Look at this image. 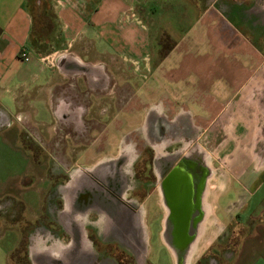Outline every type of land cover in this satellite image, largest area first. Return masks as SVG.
Returning <instances> with one entry per match:
<instances>
[{
    "label": "crops",
    "instance_id": "1",
    "mask_svg": "<svg viewBox=\"0 0 264 264\" xmlns=\"http://www.w3.org/2000/svg\"><path fill=\"white\" fill-rule=\"evenodd\" d=\"M224 2L226 6L216 5V10L226 11L221 15L237 27L241 19L234 17V9L227 8L228 3L247 7L242 8V13L246 12L242 20L254 23L261 16L264 18V0ZM212 8L213 0H0V113L4 115L0 123L17 125V136L28 140L32 128L36 130L39 123L33 117L37 101L49 104L59 125L67 128L69 123L75 127L82 118L89 123L90 131V122L100 119L101 108L106 106L108 111L113 109L108 126L120 128L118 123L132 122V113L125 109L121 114L116 112V86L121 83L118 76L127 73L123 63L131 67L128 60H136L137 64L143 61L146 73L152 72L151 76L156 78L160 75L171 88L163 86L170 90L172 86L179 89L178 98L164 95V89L156 100L148 97L146 107L152 110L146 117H168L172 122L187 117L195 125L199 141L207 140L209 132L212 134L211 143L203 142L210 153L212 170L205 194V217L186 245L179 248L162 232L152 228L149 232L144 214L143 230L136 235L142 250L134 245L119 246L122 241L118 235L112 238L116 249L112 258L116 264H150L153 249L165 253L168 264H264V60L247 70L245 59L249 56L238 50L240 67L236 64L230 68L224 43L212 33ZM135 10L146 18L147 27L134 21L129 23L139 26L146 39L143 54L129 56L119 53L118 45L133 41L130 28L120 24L119 19ZM175 27L186 30L182 37L173 30L178 36L167 39L172 48L163 56L164 32L169 29L171 33L170 29ZM241 27L246 43L262 49L264 24L249 31L244 24ZM194 31L197 33L193 36ZM24 50L31 57L28 61L20 55ZM202 54L208 55V60H202ZM184 78H189L191 84L184 82ZM146 84L143 86L147 87ZM67 91L76 100L73 105L67 104ZM3 99L11 100V107L16 110H11ZM78 108L86 111L78 112ZM201 117L210 119L204 121ZM200 125L203 131H199ZM57 132L52 126L45 139L56 138ZM112 138L116 145L117 133ZM213 210L218 212L216 216ZM154 234L156 248L150 244ZM75 235L72 233L73 241L61 249L59 256L50 251L49 257L61 258L62 264H89L85 258L90 252L92 263L103 260L94 247H87V251L84 239L78 242ZM71 250H77V255L64 261Z\"/></svg>",
    "mask_w": 264,
    "mask_h": 264
},
{
    "label": "rangeland",
    "instance_id": "2",
    "mask_svg": "<svg viewBox=\"0 0 264 264\" xmlns=\"http://www.w3.org/2000/svg\"><path fill=\"white\" fill-rule=\"evenodd\" d=\"M224 3V0H218V2L213 0V8L211 10L213 15V21L211 23L213 36L217 39L219 38L220 42L224 43L223 46L222 44L221 46L226 52L228 51L226 54L230 58L228 62L230 68H234L236 64L240 67L236 53L240 50L242 52L244 51L246 55L250 57L245 59V68L248 70L257 66L264 60V46L262 49H258L259 47L252 43L247 44L246 42L248 41L243 37L244 34L241 31V29L244 30V28L239 27L244 24L249 31L253 26L263 25L264 18L261 16L262 18L260 17L254 23L242 20V10H247V7L243 8L244 6L242 5L235 7L236 2L232 4L228 3L227 8L234 9V17L236 18L238 16L241 19L240 26L237 27L230 19L221 15V12L224 14L226 11L218 12L216 10L218 9L216 5L218 7L219 5L224 7L226 6ZM135 13L137 17L142 20L141 24L147 27L148 21L145 17L141 16L142 13L138 10H135ZM243 15H246V12ZM123 19H125V16L119 19V23H123L122 25L130 28L129 37L132 38L133 41L131 44L121 43L118 45L119 53L121 52L129 56L143 54V42L144 39H146V34L139 26L133 24L137 22L136 20L131 18L130 20L134 22L129 23V20ZM170 30L173 34L172 32H168L169 29H166L164 32V37L166 39L164 41L166 43L164 49L161 50L163 56L172 48V44L169 46L170 42L167 39L178 36L174 34L173 30L179 31L182 37V32H184L186 28L175 27ZM196 33L197 31H194L193 36ZM138 39L140 40L139 43ZM242 41L245 42L242 44ZM252 53L254 58H252ZM207 57L208 55L202 54L201 59L208 60ZM135 61L132 62L128 60L126 63L128 65L131 64V67L134 69L137 68V70H133L130 66V68L126 67L123 63L127 73L118 76V80L120 78L121 80L119 82L121 83L116 86V93L118 95L116 112L117 114H121V110H127L128 114L132 113L133 117L132 122L118 123L120 128L116 125L112 127L108 126L110 120L113 119V109L108 111L106 106V108H101L100 119H95L90 122L92 129L89 133L86 136L82 135L83 137L79 136V133L74 129V125L68 128L62 123L59 125L60 121L56 119L50 105H45L40 101L34 104L36 113L33 120L39 124H44L41 126L36 124V130L32 128L31 132H29L32 137L28 138V140H24L23 137L17 136V125H0V264H38L36 262H38L45 253L50 255L51 252H54L58 253L57 255L59 256L61 249L65 248L68 243L70 245L73 241V236L70 235L67 226L69 220L75 221L78 217L77 213H72L71 206L73 203L72 201H75V194L78 189L75 186L76 184L72 183V178H75L79 165L88 163L89 159L97 154H108L112 150L114 153L119 150L124 152L132 147L131 145L141 146L142 144H147V139L145 137V133L147 132L145 118L148 112L150 113L152 110L146 107V103L150 100L148 97H153L152 99L156 100V98L163 93L161 91L164 89V91L166 90L164 95L168 96L169 93L171 96L178 98V93L176 92L179 89L177 90V88L172 86V91L168 87H164L169 86L167 81L162 82L160 75L159 77L157 76V78L151 76L152 72H149V75V73L143 70V61H140L138 64L135 63ZM119 62H121V60ZM219 62L220 61H217V64ZM208 70H211V68L209 67ZM231 75H233V72ZM246 77V75L241 77L238 79V82H242ZM231 78L234 79L233 76H230V79ZM183 80L188 83L190 79L184 78ZM222 80L223 79H219V81ZM147 81L149 84H146ZM215 81L218 82V80ZM144 84L148 86L144 87ZM169 87L171 88V86ZM219 92L226 95V92L220 90ZM65 93L67 94V104L73 105L76 101L73 94L68 93V91ZM3 102L9 105L11 110H16V108L11 107V100L3 99ZM3 116L1 112L0 117L2 118ZM209 119L210 118H202L204 121H209ZM52 126L58 129V136L51 140L45 139L46 134L48 135ZM206 126H208V124ZM201 129L203 131V125H200L199 131ZM66 132L69 133L67 134ZM107 132L110 136H107L108 134L106 135ZM113 133H117L118 135L115 146L113 143L116 139L113 140ZM127 134H131L132 137L127 139ZM210 134L209 132L208 139H204L202 142L205 143L206 140L208 144L211 143L212 134ZM136 138L140 141H138V144L135 140ZM212 144H214V142H212ZM218 153L219 150L215 153L216 156L218 155L219 160ZM218 165H220V163H218ZM149 208V203L143 205L144 212H146L147 209L149 212ZM151 209L152 211L148 213L145 220L149 232L154 226L152 223L156 216L153 213V211H156V208L151 207ZM213 213V216L218 214L215 210H213ZM101 227L102 221L96 224V228L101 229ZM156 239L157 236L154 234L150 242L153 248L157 247ZM112 245L114 244H103L95 247L93 243L90 242L88 247H94L97 251L96 255L103 257V260H101V262H91L89 264H116L114 262L115 259L112 258V256H116V249ZM153 251L154 249L150 251V264H168L169 259L166 257L165 253L160 254L159 252ZM89 254L90 252L87 253L85 258L88 261L90 260ZM120 256L124 257L121 254ZM108 257H110L108 260H104ZM123 263L126 264V262Z\"/></svg>",
    "mask_w": 264,
    "mask_h": 264
},
{
    "label": "flooded vegetation",
    "instance_id": "3",
    "mask_svg": "<svg viewBox=\"0 0 264 264\" xmlns=\"http://www.w3.org/2000/svg\"><path fill=\"white\" fill-rule=\"evenodd\" d=\"M145 123L147 144L131 145L124 152L112 150L94 155L88 163L79 165L72 178L78 189L71 209L78 217L69 220L67 227L71 235L76 234V239L78 236L81 241L84 239L87 251L88 241L95 247L103 244L115 247L112 238L116 235L121 237L119 246L134 245L138 251L142 250L136 235L142 232L141 220L144 213L152 211L151 207L156 208L153 231L162 232L179 248L186 245L205 217V194L212 170L210 153L199 141L195 125L187 117L172 122L168 117L156 115L146 117ZM74 129L79 136H86L89 123L81 118ZM131 134L126 138L132 137ZM135 140L137 144L140 142ZM147 203L150 211L144 212L143 205ZM100 221L101 229L96 228ZM51 258L57 259L45 253L38 263L51 264ZM89 259L92 262L90 254Z\"/></svg>",
    "mask_w": 264,
    "mask_h": 264
},
{
    "label": "built area",
    "instance_id": "4",
    "mask_svg": "<svg viewBox=\"0 0 264 264\" xmlns=\"http://www.w3.org/2000/svg\"><path fill=\"white\" fill-rule=\"evenodd\" d=\"M125 19L124 20H129L131 21L130 19L132 18L133 20H136L138 23H142V20L140 18L137 17L136 13L134 11H130L128 13H126L125 15ZM21 57L24 59V60H29L30 59V56L28 54L27 51H21L20 53Z\"/></svg>",
    "mask_w": 264,
    "mask_h": 264
},
{
    "label": "water",
    "instance_id": "5",
    "mask_svg": "<svg viewBox=\"0 0 264 264\" xmlns=\"http://www.w3.org/2000/svg\"><path fill=\"white\" fill-rule=\"evenodd\" d=\"M80 237L81 236H78L77 237V240L79 239L80 241H81V239H80ZM77 250H73V251H71L69 254H67L66 256H65V258H64V261H65V259H67V258H69V260H72V259H74L75 257L74 256H76L77 255ZM50 256V255H49ZM50 262H52L51 264H62L63 263V261L62 260H57V259H53V258H51V261Z\"/></svg>",
    "mask_w": 264,
    "mask_h": 264
},
{
    "label": "bare ground",
    "instance_id": "6",
    "mask_svg": "<svg viewBox=\"0 0 264 264\" xmlns=\"http://www.w3.org/2000/svg\"><path fill=\"white\" fill-rule=\"evenodd\" d=\"M204 227H205V226H204ZM196 250H197V248H195V251H196ZM200 250H201V248L199 249V251H200ZM199 251H198V252H199Z\"/></svg>",
    "mask_w": 264,
    "mask_h": 264
}]
</instances>
